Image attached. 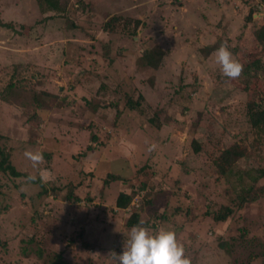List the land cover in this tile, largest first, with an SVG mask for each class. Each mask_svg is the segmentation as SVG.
Returning a JSON list of instances; mask_svg holds the SVG:
<instances>
[{"label": "rangeland", "instance_id": "374dc122", "mask_svg": "<svg viewBox=\"0 0 264 264\" xmlns=\"http://www.w3.org/2000/svg\"><path fill=\"white\" fill-rule=\"evenodd\" d=\"M40 1L0 0V143L25 173L0 171V264H114L136 210L147 226L175 229L192 264H264V194L241 199L264 186V131L248 115L249 102L264 106V2ZM224 42L244 65L238 79L215 63ZM156 45L160 64L144 66ZM232 145L246 155L222 173ZM27 149L51 154L44 194L27 182L38 177ZM120 192H134L127 208ZM226 205L233 212L215 220Z\"/></svg>", "mask_w": 264, "mask_h": 264}, {"label": "clouds", "instance_id": "9594fccd", "mask_svg": "<svg viewBox=\"0 0 264 264\" xmlns=\"http://www.w3.org/2000/svg\"><path fill=\"white\" fill-rule=\"evenodd\" d=\"M213 56L222 75L229 80L238 79L242 75L244 65L229 49L227 42L222 43ZM157 147L156 143H151L148 151L152 152ZM24 156L31 162L32 168L38 171L39 179L46 182L51 173L40 168L44 163L43 152L27 149ZM38 177L29 175L26 179L27 182H33ZM109 256L114 264H192V259L186 254L185 245L175 229L153 228L147 226L143 219L131 227L122 253L112 251Z\"/></svg>", "mask_w": 264, "mask_h": 264}, {"label": "trees", "instance_id": "16d2710c", "mask_svg": "<svg viewBox=\"0 0 264 264\" xmlns=\"http://www.w3.org/2000/svg\"><path fill=\"white\" fill-rule=\"evenodd\" d=\"M41 5H48V7L52 8L53 10H56L59 8V0H42L40 1ZM262 2H264V0H262ZM252 18V11L249 13L248 15V19L251 20ZM120 17L119 16H114L112 18H110L106 23H105V28L113 31V29L115 28L116 24L119 22ZM135 28L138 27L139 25V19H135ZM4 26H7V23H2ZM256 37L258 39V41L260 42V44H263L264 46V23H262L261 25L257 26L256 29ZM165 54L164 49H162L161 46L156 45L153 48L147 49L144 53V55L141 57V62L144 66H154L157 67L160 64V61L162 60L163 56ZM9 87H11V91L14 89L13 85H9ZM10 91V92H11ZM1 96L4 98V100L7 99V95L5 93H2ZM143 96L140 95V98H142ZM128 105L130 106V108H134L136 106H139V100H134L132 98H129L128 100ZM255 106H257L255 108ZM248 115H249V119L252 123V125L257 128L258 130L264 131V106L263 105H257L255 104L254 101L249 102V108H248ZM154 120V119H153ZM158 126H160V124L158 123ZM3 136L0 134V140ZM93 139L95 138L94 136L92 137ZM196 141H193V144ZM92 146L89 145L87 148L90 149ZM195 151H199L200 147L199 146H195ZM246 150L244 148L239 147V145H232L226 149L223 150V152L220 154L219 158L217 159V164L218 167L220 169V171L222 173H226L229 171V167L232 166L235 161L240 158L241 156L246 155ZM44 156L48 159L51 158V154L49 152H45ZM0 171L3 172L6 175H9L13 178H20L25 176V173L20 171L19 169H17V167L13 164L12 160H11V153L9 151H7V149L1 145L0 143ZM260 174L261 176H264V169H260ZM111 180H119L122 177L119 175H111L110 176ZM125 179V178H124ZM37 182L42 189L40 194H44L46 192V187L44 185V183L38 179ZM145 185L142 183L139 186V190L144 189ZM258 192L252 193V189H245L242 194L244 192H246L247 196L246 197H241L243 202H247V201H252L254 199H257L258 196L264 194V186L260 187L259 189H257ZM133 193H127V192H120V194L117 196L116 199V206L118 208H127L130 205V202L132 201L133 198ZM241 194V195H242ZM240 195V196H241ZM66 199H71V200H78V197H73L70 194H68L66 196ZM233 212L232 207L230 206H224L220 211L216 212L214 214V219L218 220V221H222V220H226L228 218V216ZM140 221V213L139 211H133L132 214L129 216V218L126 221V226L127 227H132L134 225H137ZM82 234V232H81ZM233 239V238H232ZM224 241L220 240L219 244L221 247L224 246ZM262 246H263V256H264V242H262ZM53 264H66V262L64 260H62L61 255H58L57 259H55L53 261Z\"/></svg>", "mask_w": 264, "mask_h": 264}]
</instances>
